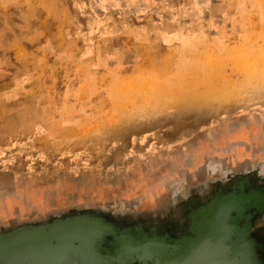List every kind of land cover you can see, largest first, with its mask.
<instances>
[{
	"label": "rangeland",
	"instance_id": "374dc122",
	"mask_svg": "<svg viewBox=\"0 0 264 264\" xmlns=\"http://www.w3.org/2000/svg\"><path fill=\"white\" fill-rule=\"evenodd\" d=\"M263 56L264 0H0L2 260L264 264Z\"/></svg>",
	"mask_w": 264,
	"mask_h": 264
},
{
	"label": "bare ground",
	"instance_id": "6f19581e",
	"mask_svg": "<svg viewBox=\"0 0 264 264\" xmlns=\"http://www.w3.org/2000/svg\"><path fill=\"white\" fill-rule=\"evenodd\" d=\"M44 7V6H43ZM264 57V56H263ZM174 60V59H173ZM153 64V63H152ZM152 68V67H151ZM203 69V68H202ZM161 73V72H160ZM107 79V78H106ZM141 84V83H140ZM143 85V84H142ZM127 87V86H126ZM129 87V86H128ZM134 87V86H133ZM136 87H138V86H136ZM129 89V88H128ZM122 90V89H121ZM131 90V89H130ZM132 91V90H131ZM138 91V90H137ZM139 91H140V89H139ZM139 91H138V93H139ZM129 92V91H128ZM134 92V91H133ZM159 92V91H158ZM116 93V92H115ZM120 93V92H119ZM123 93V92H122ZM146 93V92H145ZM161 93V92H160ZM127 94V93H126ZM157 94V93H156ZM125 95V94H124ZM116 97H117V95H115ZM114 98V97H113ZM118 101V100H117ZM120 101V100H119ZM15 102V101H14ZM159 102V101H158ZM190 102V101H189ZM8 103V102H7ZM10 106V105H9ZM156 106V105H155ZM175 108V107H174ZM181 108V107H180ZM3 116V115H2ZM86 122V121H85ZM39 127V126H38ZM175 128V127H174ZM67 132V131H66ZM70 134V133H69ZM124 137V136H123ZM103 138V137H102ZM124 139H125V137H124ZM103 150V149H102ZM215 213V212H214ZM222 218V216L221 215H219V212H216V214H215V216L213 215V220L216 222V220H218L219 221V223H220V219ZM216 223H214V225H215ZM94 226H96V225H93V229H97L96 227H94ZM88 230H90V233L92 232L91 230H92V226L88 229ZM88 230H87V233L88 234H90L89 232H88ZM221 233V235L223 236L224 234L222 233V232H225V230H223L222 229V231L221 230H219ZM100 231L98 230V231H95L94 232V234H90V235H92V236H95V235H97L98 233H99ZM32 233H34L33 232V230L30 228V229H24V230H22V232H21V234L19 235V234H17V236H23V237H25V239H26V242H27V246L25 245V248L26 249H28V246H29V248H31L32 246H33V240H34V238L32 237ZM89 235V236H90ZM8 237V236H7ZM7 237H5V238H2V240H0L1 241V243L2 242H4V243H2V244H0V247H2L3 245H6L7 246V244H8V240H7ZM14 237H12V239H13ZM224 238V237H223ZM8 239H10V241L9 242H14L15 240L13 239H11V238H8ZM127 238H125L124 239V241H123V246L125 247V248H129L128 246H129V243L127 242V240H126ZM35 241V240H34ZM86 241V240H85ZM29 242V243H28ZM84 242V241H83ZM10 244H12V243H10ZM9 244V245H10ZM58 247L60 248V249H64L65 248V244H63V242H61V241H59L58 240ZM86 245H88V244H86ZM85 245V246H86ZM24 248V249H25ZM86 250H87V248H86ZM206 251V247L204 248V252ZM66 254V252H61V255H58V256H56L55 257V260H64V255ZM188 254V256L185 258V259H182V260H179L178 258H176V256L175 255H171L169 258H168V262L169 263H171V262H173V263H175V264H191L192 263V260L194 259L192 256H190V254L189 253H187V251H186V253L184 254V255H187ZM2 256H0V264H21V263H23V260H18V258H16L15 257V259H14V262L13 261H10V262H8V261H4V260H2V258H1ZM20 261V262H19ZM45 264H47L48 263V261H51L50 259H45Z\"/></svg>",
	"mask_w": 264,
	"mask_h": 264
},
{
	"label": "crops",
	"instance_id": "0c3cea01",
	"mask_svg": "<svg viewBox=\"0 0 264 264\" xmlns=\"http://www.w3.org/2000/svg\"><path fill=\"white\" fill-rule=\"evenodd\" d=\"M7 177V176H6ZM10 184V180H6L5 182H3L1 185H7L6 187H8V185ZM9 238V236L7 237V240H8V244H7V252L8 253H10V256H12V257H14V255H15V251H14V242H9L10 241V239H8ZM12 239V238H11ZM13 240V239H12ZM10 243H12V244H10ZM10 244V245H9ZM4 250V249H3ZM1 252H3V251H1ZM13 262H14V258H13V260H12Z\"/></svg>",
	"mask_w": 264,
	"mask_h": 264
}]
</instances>
